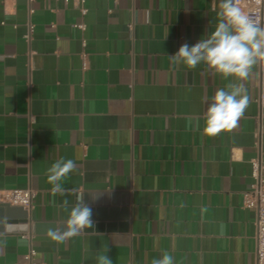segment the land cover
Listing matches in <instances>:
<instances>
[{"label":"crops","instance_id":"0c3cea01","mask_svg":"<svg viewBox=\"0 0 264 264\" xmlns=\"http://www.w3.org/2000/svg\"><path fill=\"white\" fill-rule=\"evenodd\" d=\"M218 5L87 0L83 14L73 0H0V202L4 191L35 193L27 232L0 227V264H29L31 250L34 264H96L104 246L112 264L164 252L175 264H256L247 201L252 161L264 165L259 59L243 81L245 114L209 136L204 114L234 78L168 58L215 30ZM62 157L77 169L61 181L65 196L47 182ZM80 196L94 228L54 241L63 201Z\"/></svg>","mask_w":264,"mask_h":264},{"label":"clouds","instance_id":"9594fccd","mask_svg":"<svg viewBox=\"0 0 264 264\" xmlns=\"http://www.w3.org/2000/svg\"><path fill=\"white\" fill-rule=\"evenodd\" d=\"M218 22L215 30L198 40L194 45L184 43L178 51L168 56L170 62L195 69L203 63L219 73L222 78H234L225 88H220L212 97L204 114L203 132L215 136L221 131L231 130L245 114L250 104V96L243 81L249 78L252 67L258 59H264V27L254 21L237 5V0H219ZM73 159L60 158L47 169V182L52 185L53 195L65 196L68 191L61 181L75 172ZM73 192L76 190L73 189ZM62 207L68 210V218L61 226L49 229L48 235L58 242L78 235L85 229L94 228L92 208L85 203L83 196L69 208L65 199ZM206 209H201L203 213ZM109 248L104 246L93 257L96 264H112L108 255ZM152 264H175L174 257L164 252Z\"/></svg>","mask_w":264,"mask_h":264},{"label":"built area","instance_id":"2783aa9c","mask_svg":"<svg viewBox=\"0 0 264 264\" xmlns=\"http://www.w3.org/2000/svg\"><path fill=\"white\" fill-rule=\"evenodd\" d=\"M29 6L34 0H25ZM68 1V0H67ZM76 6L81 8L83 14L86 13L84 5L87 0H73ZM237 5L250 16L254 21H259L261 27H264V0H237ZM83 28V26H79ZM32 28L29 30L27 39L30 38ZM260 62V83L258 102L261 107H264V59H259ZM86 67V64H84ZM264 154H262L263 156ZM264 165L261 155L252 161V177L255 182L252 186V192L247 201L249 206L256 210V264H264V189L262 188V171ZM34 191L32 189L25 190H9L2 192L1 204H7L12 207L23 208L28 213L33 208ZM35 256V251L31 250L26 256L29 264L32 263V258Z\"/></svg>","mask_w":264,"mask_h":264},{"label":"water","instance_id":"95a60500","mask_svg":"<svg viewBox=\"0 0 264 264\" xmlns=\"http://www.w3.org/2000/svg\"><path fill=\"white\" fill-rule=\"evenodd\" d=\"M19 221L22 224L20 228L21 232H27L29 230L28 221L29 213L20 207H12L7 204H0V227H2L3 222L7 225Z\"/></svg>","mask_w":264,"mask_h":264}]
</instances>
